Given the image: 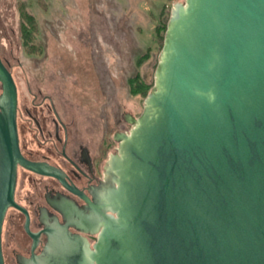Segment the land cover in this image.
<instances>
[{
	"label": "water",
	"instance_id": "95a60500",
	"mask_svg": "<svg viewBox=\"0 0 264 264\" xmlns=\"http://www.w3.org/2000/svg\"><path fill=\"white\" fill-rule=\"evenodd\" d=\"M0 85L1 235L17 164L59 176L20 155L17 90L1 58ZM126 122L91 212L57 209L95 241L53 219L34 261L264 264V0L175 3L153 86Z\"/></svg>",
	"mask_w": 264,
	"mask_h": 264
},
{
	"label": "rangeland",
	"instance_id": "374dc122",
	"mask_svg": "<svg viewBox=\"0 0 264 264\" xmlns=\"http://www.w3.org/2000/svg\"><path fill=\"white\" fill-rule=\"evenodd\" d=\"M42 2L0 0V57L15 64L17 86L23 88L25 81L17 63L29 79L39 76L38 67H46L54 80L48 88H57L56 104L63 110H98L107 119L109 138L115 129L128 133L131 125L123 116L137 118L146 97L130 92L129 79L137 75L150 92L165 34L162 28L172 6L184 0ZM21 8L35 22L30 44L40 49L38 54L25 51ZM116 147L111 142L108 152Z\"/></svg>",
	"mask_w": 264,
	"mask_h": 264
},
{
	"label": "flooded vegetation",
	"instance_id": "af4514ba",
	"mask_svg": "<svg viewBox=\"0 0 264 264\" xmlns=\"http://www.w3.org/2000/svg\"><path fill=\"white\" fill-rule=\"evenodd\" d=\"M1 60L16 85L20 155L28 163L47 165L59 176L41 175L17 164L13 189L15 206L6 204L4 207L0 235L3 264H37L33 258L39 257L46 245L47 237L43 233L46 224L53 219L60 225L67 224L57 210L61 203H71L80 214L91 212L95 192L105 181L106 163L112 154L108 148L115 142L116 133L126 132L115 129L109 138L107 119L98 110H63L56 104L57 88L49 87L52 91L48 88L54 80L49 78L46 67H38L39 76L29 79L26 70L17 63L15 67L25 78L20 89L15 81V64ZM58 91L63 90L58 88ZM129 116L124 114V121ZM72 220L67 224L68 230L86 238L91 245L96 236L77 231L72 224L77 223L78 218L73 216ZM26 228L36 236L35 240Z\"/></svg>",
	"mask_w": 264,
	"mask_h": 264
},
{
	"label": "trees",
	"instance_id": "16d2710c",
	"mask_svg": "<svg viewBox=\"0 0 264 264\" xmlns=\"http://www.w3.org/2000/svg\"><path fill=\"white\" fill-rule=\"evenodd\" d=\"M39 4H43L42 0H38ZM21 36H22V40H23V44L24 47L26 48L25 51L28 54H38L40 53V49L39 48H35V45L30 44L31 40H32V36H34V31L36 30V25L35 22L33 20V17L28 14L27 12H25V10H23L21 8ZM158 30V29H157ZM163 31L166 30V26H163L162 28ZM129 87H130V92L137 95H142V96H146L148 94L149 88L147 85L142 84L139 80H138V76H134L132 78L129 79Z\"/></svg>",
	"mask_w": 264,
	"mask_h": 264
}]
</instances>
